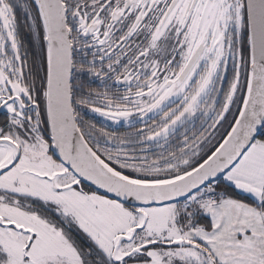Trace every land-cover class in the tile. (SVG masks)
I'll return each instance as SVG.
<instances>
[{"label":"snow or ice","instance_id":"6c2138e0","mask_svg":"<svg viewBox=\"0 0 264 264\" xmlns=\"http://www.w3.org/2000/svg\"><path fill=\"white\" fill-rule=\"evenodd\" d=\"M0 264H264V0H0Z\"/></svg>","mask_w":264,"mask_h":264}]
</instances>
